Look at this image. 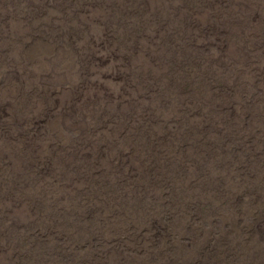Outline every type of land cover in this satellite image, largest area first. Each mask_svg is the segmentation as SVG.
Here are the masks:
<instances>
[{
  "label": "rangeland",
  "instance_id": "374dc122",
  "mask_svg": "<svg viewBox=\"0 0 264 264\" xmlns=\"http://www.w3.org/2000/svg\"><path fill=\"white\" fill-rule=\"evenodd\" d=\"M0 264H264V0H0Z\"/></svg>",
  "mask_w": 264,
  "mask_h": 264
}]
</instances>
